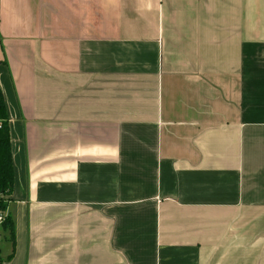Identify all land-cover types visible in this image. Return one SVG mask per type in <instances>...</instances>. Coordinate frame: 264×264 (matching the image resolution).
Here are the masks:
<instances>
[{"label": "crops", "instance_id": "crops-1", "mask_svg": "<svg viewBox=\"0 0 264 264\" xmlns=\"http://www.w3.org/2000/svg\"><path fill=\"white\" fill-rule=\"evenodd\" d=\"M0 85L3 264H264V0H0Z\"/></svg>", "mask_w": 264, "mask_h": 264}, {"label": "trees", "instance_id": "trees-1", "mask_svg": "<svg viewBox=\"0 0 264 264\" xmlns=\"http://www.w3.org/2000/svg\"><path fill=\"white\" fill-rule=\"evenodd\" d=\"M14 182V165L10 138L9 115L4 93L0 85V214L7 209L5 195L11 192ZM3 227L10 228L14 237L13 223L6 219ZM0 264H3L0 260Z\"/></svg>", "mask_w": 264, "mask_h": 264}, {"label": "built area", "instance_id": "built-area-1", "mask_svg": "<svg viewBox=\"0 0 264 264\" xmlns=\"http://www.w3.org/2000/svg\"><path fill=\"white\" fill-rule=\"evenodd\" d=\"M5 221V218L2 214H0V224H2Z\"/></svg>", "mask_w": 264, "mask_h": 264}]
</instances>
